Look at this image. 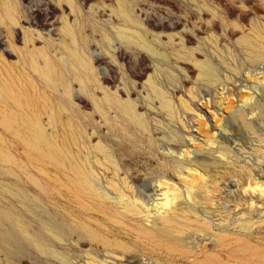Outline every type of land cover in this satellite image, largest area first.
<instances>
[{"label": "rangeland", "instance_id": "obj_1", "mask_svg": "<svg viewBox=\"0 0 264 264\" xmlns=\"http://www.w3.org/2000/svg\"><path fill=\"white\" fill-rule=\"evenodd\" d=\"M0 2V264H264V0Z\"/></svg>", "mask_w": 264, "mask_h": 264}, {"label": "bare ground", "instance_id": "obj_2", "mask_svg": "<svg viewBox=\"0 0 264 264\" xmlns=\"http://www.w3.org/2000/svg\"><path fill=\"white\" fill-rule=\"evenodd\" d=\"M258 39H260V38H258ZM64 47H66V45ZM75 56H76V54H75ZM42 69H44V71L48 72V70H46L45 67H42ZM62 79L63 78L58 79V81L63 86H65V91L67 93H69V89H68L67 85L64 84ZM8 91H9L8 97L11 99V101L14 103V105L17 108L22 109V110H29V112H30L29 116H26L27 117L26 119H22V126L26 130L25 133H26V135H28L29 140L37 145V148L40 151L42 158H44V160L49 161L51 163L61 165L62 167H65V164H66L67 169L70 172V177H69L70 178V184H72L74 186V188L82 194H89L90 192H92L93 189L91 188V185H92L91 177H90V174H89L87 168L84 166V163L82 164V163H80L81 162L80 160H79L80 162H78V160H76L74 158L72 152H69V150L67 149L65 141H63L62 139L59 140L58 137L54 138V137L45 135L44 132L42 131V129L40 128V126L37 122V117L35 120L36 110L34 107L33 98L26 96L20 90H18L17 92H15L13 89L8 90ZM163 104H165V103H163ZM0 129H1V127H0ZM64 138H66V137L64 136ZM71 142H73V141H71ZM67 143H68V141H67ZM3 217L7 218V215L0 212V221L3 220L2 219ZM35 246L40 252H43L45 254L53 256V252L50 249L46 248L41 242L36 241Z\"/></svg>", "mask_w": 264, "mask_h": 264}]
</instances>
